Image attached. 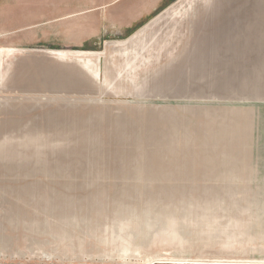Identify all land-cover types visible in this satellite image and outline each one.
Here are the masks:
<instances>
[{
	"label": "rangeland",
	"instance_id": "374dc122",
	"mask_svg": "<svg viewBox=\"0 0 264 264\" xmlns=\"http://www.w3.org/2000/svg\"><path fill=\"white\" fill-rule=\"evenodd\" d=\"M238 1L225 22L237 28L241 13L240 31L263 33L264 8L250 10L259 0ZM216 2L164 0L132 27L80 46L54 40L55 20L49 34L36 27L27 46L0 42L2 68L40 49L54 57L51 90L36 94L49 103L51 124L34 138L0 135V264H264L258 169L253 183L264 149V89L247 61L227 64L231 73L218 79L221 58L200 51L215 19H225H214ZM32 16L17 12L7 27ZM81 51L105 52L97 74L73 61L92 72L95 54ZM76 74L86 85L75 87ZM28 91L0 89V107Z\"/></svg>",
	"mask_w": 264,
	"mask_h": 264
},
{
	"label": "crops",
	"instance_id": "0c3cea01",
	"mask_svg": "<svg viewBox=\"0 0 264 264\" xmlns=\"http://www.w3.org/2000/svg\"><path fill=\"white\" fill-rule=\"evenodd\" d=\"M49 1L50 0H0V42L2 46L20 47L27 46V44L31 42H36L34 36L36 33L35 28L42 27L39 30L43 31L44 34H49L52 20H55L59 30V36L54 40L60 43L71 42L75 46H80L85 42H89L91 39L99 38L103 32H120L132 27L153 14V12L164 3V0H134L127 5H123V7L108 12L107 10L110 8L120 6L123 0H113L106 5H100V0H85L81 2L84 4H79L72 8H69L67 4L65 8L62 4L53 6L51 4H46ZM260 1L262 6H260ZM240 2L241 1L238 0L233 2L235 4L233 8L242 5ZM255 2L256 4L254 5L256 7L252 6L250 10L252 14L255 13L256 15L259 11V7L264 8V0ZM226 3L228 4L227 0ZM53 8H55L56 11H51ZM227 8L229 7L225 6L223 0H217L215 6L216 11L215 13L213 12L214 19L220 14L225 15L224 17H228L232 11L227 15ZM17 12L19 15L32 16L31 14H33L37 17L35 18L32 16L33 20L30 21L31 23L21 28L7 27L10 25L9 23L14 20ZM52 17H54V19H52ZM243 18L244 15L239 13L235 25L237 28L242 24ZM215 22V24H218L217 31H208L205 33V46L202 47L200 51H202L203 54L206 53L209 56L221 58L219 62L214 61L219 69H225L228 66L227 64H239V66H244V61H247L249 67L252 66V70L250 71L251 77L257 78L258 85L260 88L264 89V69L263 73L260 75L257 74V70L253 72L261 57L264 68V32L247 33L233 31L231 35L228 36L225 23L216 19ZM231 38L233 41L229 43ZM260 39L262 40L261 46L259 45ZM44 40L48 41L49 38L45 36ZM40 50H42L40 54H27L23 57L18 55L9 65L3 68L2 66L0 67V89L11 90L23 88L29 90L28 93H26L27 95L21 99H17L18 101L14 99L13 101L16 102H11L9 106L0 107V115L2 116L0 121V135L2 136L11 137L19 135L28 139L34 138L36 137L35 130L41 126L46 128L48 119L50 122L51 111L50 108L47 107L49 103H46L45 97L36 98V94L38 93L40 96L43 94V96H45V93L51 90L52 68L49 65V56H52L46 52L48 49ZM81 52L95 54L88 58V60H90L89 63L92 72L87 70L79 61H73L77 62L82 69L86 70L89 74H97L101 59H103L102 55L105 52ZM60 61L66 62L67 59ZM219 69L216 70V73ZM231 70L232 69H230V71ZM59 71L64 72L65 75L68 74V70L65 67H61ZM225 71L226 72L222 69L220 71L221 75L216 77L218 79L224 76L228 77L231 72H229L227 68ZM72 80H74L75 87L80 88L83 87L84 84L86 85V80L83 79L80 74L73 75ZM36 114H38L37 117ZM26 118L27 120L23 121ZM42 122L44 124H42ZM25 124L29 126V128L27 127V131L21 130L23 131L22 133H15L18 129L20 131V129L25 128ZM30 131L33 132L30 133ZM257 158V168L256 164L253 165V183H256L255 176L256 169H258V175L262 174V180L259 176L257 183L264 186V149H259ZM255 159L256 154L255 158L253 157V160ZM260 164L262 173H260Z\"/></svg>",
	"mask_w": 264,
	"mask_h": 264
},
{
	"label": "bare ground",
	"instance_id": "6f19581e",
	"mask_svg": "<svg viewBox=\"0 0 264 264\" xmlns=\"http://www.w3.org/2000/svg\"><path fill=\"white\" fill-rule=\"evenodd\" d=\"M233 5H235L233 2L232 3H230V2H228V4L225 2V6H228V7H231V6H233ZM226 21V17H225V19L223 18V22L224 23H226L225 22ZM226 29H227V34H228V36L229 35H231V33L233 32V26L230 24V23H226ZM229 28H230V31H229ZM233 40H232V38L230 39V41H229V43L230 42H232ZM55 52H57V51H55ZM55 54H61L60 52H57V53H55ZM210 63V62H209ZM205 64V63H204ZM184 263H187V262H184Z\"/></svg>",
	"mask_w": 264,
	"mask_h": 264
},
{
	"label": "water",
	"instance_id": "95a60500",
	"mask_svg": "<svg viewBox=\"0 0 264 264\" xmlns=\"http://www.w3.org/2000/svg\"><path fill=\"white\" fill-rule=\"evenodd\" d=\"M253 20V19H252ZM250 23H253V22H250ZM254 25V24H253ZM251 26H252V24H251ZM237 27V26H236ZM239 30V31H238ZM233 31H238V32H242V30L240 31V29L239 28H234L233 29ZM247 33H249V32H247Z\"/></svg>",
	"mask_w": 264,
	"mask_h": 264
}]
</instances>
